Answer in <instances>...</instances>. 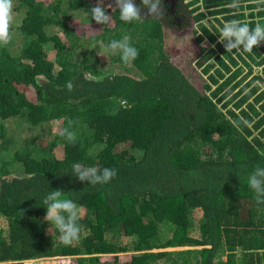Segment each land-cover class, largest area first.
I'll list each match as a JSON object with an SVG mask.
<instances>
[{"label": "trees", "instance_id": "1", "mask_svg": "<svg viewBox=\"0 0 264 264\" xmlns=\"http://www.w3.org/2000/svg\"><path fill=\"white\" fill-rule=\"evenodd\" d=\"M232 2L177 0L173 16L163 4L161 17L131 24L106 9L111 24H85L96 32L85 42L70 21L91 16L96 0H13L18 17L0 47V264H264V205L247 185L264 167V42L250 53L219 42L227 22L264 25V2ZM206 17L188 47L209 74L202 82L174 62L168 37ZM124 35L139 52L127 65L107 50ZM241 118L251 126L235 127ZM69 120L75 143L50 131L40 153L38 128L58 122V133ZM77 163L117 175L93 186L73 175ZM56 189L82 209L72 246L44 219Z\"/></svg>", "mask_w": 264, "mask_h": 264}, {"label": "clouds", "instance_id": "2", "mask_svg": "<svg viewBox=\"0 0 264 264\" xmlns=\"http://www.w3.org/2000/svg\"><path fill=\"white\" fill-rule=\"evenodd\" d=\"M238 3L239 0H233L232 6L238 7ZM114 5L110 3L107 7L111 8L113 12L118 8L120 20L129 24L140 21L142 17L158 18L164 14L163 0H142V7L147 9V13L143 16L141 8L136 5L134 0H114ZM13 7V0H0V47L8 46L11 41V27L14 21ZM90 14L98 24H111V16L105 8L104 0H97L96 6L90 9ZM198 32L203 34L200 30ZM130 39L128 35H124L122 39L111 40L107 45V50L113 55H120L125 65L130 64L139 55L138 49L131 45ZM219 42L224 45L227 52L242 49L250 53L261 42H264V25L258 23L254 28H250L248 24H241L236 20L227 22L220 29ZM96 46V43L93 42L92 48L94 49ZM202 46H206V44ZM66 87L71 91L73 85L69 81ZM74 123L76 122L69 120L68 127L58 133L54 129V134L60 135L69 143H75L76 134L71 130ZM241 124L247 127L251 126L250 122L244 118L233 121V125L237 128ZM72 170L73 175L80 181L89 182L93 186L106 184L117 175L116 170L109 167L100 170L94 166L83 167L79 163L74 164ZM247 185L255 194L256 204L264 205V167L259 164L254 167L247 176ZM62 196L63 190L56 189L44 197L43 206L47 210L44 219L58 231L60 242L64 246H72L81 239L82 226L79 224V220L82 216V209L72 199L62 198Z\"/></svg>", "mask_w": 264, "mask_h": 264}, {"label": "rangeland", "instance_id": "3", "mask_svg": "<svg viewBox=\"0 0 264 264\" xmlns=\"http://www.w3.org/2000/svg\"><path fill=\"white\" fill-rule=\"evenodd\" d=\"M96 3H97V0H96ZM110 3L113 4V6H115L113 0H104L105 8L112 11L111 8L107 7L108 4H110ZM199 6H201V5L198 4L197 6L192 7V8H196V11H197ZM199 10L200 9H198V11ZM197 12H194L191 16L193 17L194 14ZM16 17H18V14H16L14 19H16ZM74 21L77 22L75 25L82 30L84 41L86 40L85 42H90L92 40V39H90V38H92L91 36L96 35V32H93V34L91 32L93 30V28H91V26L95 25L96 21L94 19H92V17L90 15L88 16L86 13H83V16L81 18H79V20L74 19L70 22H74ZM208 21H209V17L208 18L206 17L201 22L194 21V24L192 25V27H190L189 29H186L181 34L177 33L176 31L170 30L169 31L170 35L168 37V44H169V48H171V51H172L171 54L173 55L172 57H173L174 62L177 63L178 65H181L185 69V71L194 72V69H197L198 78H200L202 80V82H206L209 80V74H207L206 71H204V67H198L196 65V60L193 58L196 55V53H195V51L188 52V47L191 46L192 44H194L195 36L198 34V31L201 30L200 24H205V25L208 24L209 25ZM85 24H90L91 26H88ZM102 26L104 27V25L98 24V27L95 30L101 31V29L103 28ZM175 36H177L178 38ZM97 44H98L97 45L98 48H97L96 53L99 54L100 56H102V58L104 59L102 61L108 63V60H105V58L108 55L106 48H104V46L101 43H97ZM188 55H190V56H188ZM188 59L192 60L191 65H188V62H187V61H189ZM57 128H58V122H56V123H45L44 125H42L38 128V130H39L38 136H39V142H40V144H38V145H39V148L41 150L40 153L43 152L45 147L49 146V144L51 143V140L53 139V135H52V133H50V131L54 132V129L57 130ZM10 131L12 134L15 133V131H13V130H10ZM129 146H130L129 142L125 143V144H119L117 146V150H123L125 148H128ZM54 151H55L57 156H59V157L63 156V146L62 145H58ZM4 226H5L4 221L0 220V228H2ZM49 227H51L50 224H49ZM130 254L131 253L126 254V259L129 258ZM120 256L123 259L125 255L122 254ZM74 263H75V259L73 257L64 256V257L30 260V261L25 262L24 264H74ZM157 264H162V262H159Z\"/></svg>", "mask_w": 264, "mask_h": 264}, {"label": "flooded vegetation", "instance_id": "4", "mask_svg": "<svg viewBox=\"0 0 264 264\" xmlns=\"http://www.w3.org/2000/svg\"><path fill=\"white\" fill-rule=\"evenodd\" d=\"M174 1L175 0H173V2ZM113 2H114V0H113ZM134 2L136 3V5L138 7L141 8V15H143L144 13H147V9H145V8L142 7V0H134ZM163 4L166 5V6H164L165 11H166L165 13H167V15L173 16L174 15V12H175V9L171 7V4H172L171 0H164L163 1ZM167 4H169V5H167ZM107 10L110 11L109 9H107ZM173 19H174V17H173ZM176 20H178L180 22V19L179 18L174 19L173 21H176Z\"/></svg>", "mask_w": 264, "mask_h": 264}, {"label": "water", "instance_id": "5", "mask_svg": "<svg viewBox=\"0 0 264 264\" xmlns=\"http://www.w3.org/2000/svg\"><path fill=\"white\" fill-rule=\"evenodd\" d=\"M176 1H177V0H175V1L173 2V0H171V2H172L171 7H172V8L175 7Z\"/></svg>", "mask_w": 264, "mask_h": 264}]
</instances>
